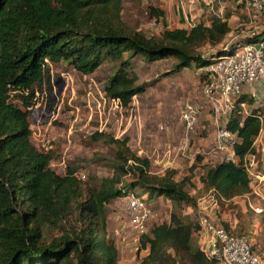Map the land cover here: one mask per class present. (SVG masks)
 <instances>
[{"label":"trees","instance_id":"trees-1","mask_svg":"<svg viewBox=\"0 0 264 264\" xmlns=\"http://www.w3.org/2000/svg\"><path fill=\"white\" fill-rule=\"evenodd\" d=\"M239 1L237 7L246 8L244 0ZM123 12V0H0V264H118L123 252L109 239V206L137 192L149 203L169 200L173 208L168 221L140 236L136 264L217 263L208 260L195 242L201 230L198 221L183 213L186 207L198 206L192 190L201 157L181 180L173 168L159 176L151 171L148 158L132 150L129 138L97 131L90 141L113 152L100 158L112 175L84 184L76 167L59 175L51 167L53 155L32 143L29 108L37 87L52 84L50 64L63 62L91 75L104 62H117L106 92L129 108L148 87L139 85L137 75L130 72L135 58L150 65L172 60L167 77L193 68L202 70L204 81L208 78L204 69L220 57L264 41L262 24L261 31L225 44L232 32L227 16L148 37L127 26ZM152 16L165 23L163 10L153 8ZM14 97L26 110L14 103ZM241 103H247L246 113ZM263 117L264 105L249 94L241 95L226 125L239 140L234 149L240 161L205 163L200 168L202 189L214 193L221 204L253 193L244 157L259 155L255 143ZM261 225L264 228V209ZM222 226L236 235L228 225ZM253 249L260 256L264 253L261 243L253 244ZM143 251L148 254L141 256Z\"/></svg>","mask_w":264,"mask_h":264},{"label":"rangeland","instance_id":"rangeland-1","mask_svg":"<svg viewBox=\"0 0 264 264\" xmlns=\"http://www.w3.org/2000/svg\"><path fill=\"white\" fill-rule=\"evenodd\" d=\"M238 1L215 0L211 6L207 0H123V21L148 37H160L166 29H190L186 18L197 24L199 20L206 23L214 16L225 15L232 27L225 44H230L261 31L258 25L264 24V16L245 7L242 10L244 13L235 18ZM153 8L165 12V23L152 16ZM238 11L240 13L241 10ZM172 63L170 60L150 65L139 57L132 61L130 72L137 75L139 85L146 84L148 87L144 94L133 99L129 108L106 92L110 77L118 68L117 62L106 61L91 75H84L63 62L50 64L52 84L42 83L37 87L33 105L29 108L32 143L38 150L53 155L51 167L59 175H65L69 166L76 167L77 176L84 184L93 178L112 175L100 158L113 155V152L90 141V136L97 131L111 133L120 139L129 138L132 150L138 156L148 158L152 163L151 171L159 176L173 167L179 172L177 180H181L189 174L191 166L198 165V157L204 160L203 165L223 161L225 151L218 149L217 135L224 119L216 117L205 104L202 70L198 72L192 68L167 77ZM256 94L258 104L264 105V90L258 89ZM14 103L26 110L20 98L14 97ZM187 104L198 106L202 112L197 128L189 134V145L184 151L180 147L188 134L180 117ZM258 159L264 173L262 147L259 148ZM200 168L195 172L196 187L192 190V195L197 197V209L186 207L183 213L192 214L195 221H198L201 208L217 219L226 213L237 226L235 231L231 230L233 233L244 234L253 244L261 243L264 248L262 213L256 210L264 209V198L254 193L253 196L237 199L236 203L221 204L214 193L202 189L199 177L203 171ZM151 204L155 215L151 228L169 220L173 208L169 200L156 198ZM108 221L109 239L120 250L127 249L118 264H136L139 244L136 243V234L129 229L125 207L120 199L109 206ZM117 225H122L120 234L123 236L116 235L114 226ZM147 254L143 251L141 256ZM262 258L264 261V253Z\"/></svg>","mask_w":264,"mask_h":264},{"label":"built area","instance_id":"built-area-1","mask_svg":"<svg viewBox=\"0 0 264 264\" xmlns=\"http://www.w3.org/2000/svg\"><path fill=\"white\" fill-rule=\"evenodd\" d=\"M207 1L212 4V0ZM244 2L246 9L264 16V0ZM186 20L191 28L196 25L192 20ZM204 72L208 75L202 86L205 104L216 117L224 119V125L219 128L217 135L218 149L225 151V161L237 163L240 158L234 146L239 140L226 129V125L235 103L245 93L246 88H264V41L238 47L233 54L220 57L205 68ZM249 95L256 96L254 92ZM240 106L245 113L249 109L247 103H241ZM201 112V109L193 104H187L183 108L180 118L188 135L181 143V150L188 148L189 134L197 128ZM261 122L264 123V117ZM258 157V154H247L244 157V166L251 178L254 193L264 198V173L258 164ZM82 179L86 180V177L82 176ZM121 201L125 207L129 229L136 234L139 243L140 236L148 235L151 231L155 217L152 204L146 197L135 193L121 198ZM256 210L263 212V208ZM198 223L200 232L205 233L208 238V246L203 250L208 260L220 261L223 264H264L262 256L253 249L250 238L230 234L205 208L200 210Z\"/></svg>","mask_w":264,"mask_h":264},{"label":"crops","instance_id":"crops-1","mask_svg":"<svg viewBox=\"0 0 264 264\" xmlns=\"http://www.w3.org/2000/svg\"><path fill=\"white\" fill-rule=\"evenodd\" d=\"M234 2L235 1H237V0H233ZM241 1V0H240ZM239 1V2H240ZM214 2H215V0H212V4H208V5H211V6H213L214 5ZM238 6V5H237ZM212 10H213V7H212ZM235 10H236V12H235V15L237 16V17H235V18H239L238 16H240L242 13H244V11H242L243 9H239L238 7L237 8H235ZM238 10H241L240 11V13H239V11ZM218 17H222V18H224L225 17V15L224 16H220V15H217ZM207 17V16H206ZM203 20H199V22H202ZM247 21V20H246ZM256 24L255 22H251L250 24ZM206 24H210V21H208V22H206ZM257 25V24H256ZM258 89H262V90H264V88H259V87H257V89H251V88H246L245 89V93L246 94H250L251 92H254L255 93V97L254 98H256L257 97V90ZM262 133H263V130H262V132H261V134H260V136H259V138L257 139V141H256V143H255V146H256V149H257V151H258V153H259V148H263V151H264V143L262 142ZM205 164V163H204ZM173 168V167H172ZM173 169H175V170H177L176 168H173ZM198 170V169H197ZM252 189H253V187H252ZM253 194H254V191H253V193H252V196H253ZM239 198H241V197H238V198H235L232 202H237L236 200L237 199H239ZM121 200V199H120ZM118 200H116V201H114V202H112V203H116ZM111 203V204H112ZM111 206V205H110ZM189 216H190V218L192 219V220H194L195 221V218H193V215L192 214H188ZM215 219L222 225V223H224V224H226V225H228L229 226V228L232 230V231H235L236 230V228H237V226H236V224H234L232 221H231V218L226 214V213H224V215L221 217V218H219V219H217V217H215ZM121 227H122V225H117V226H114V229H115V233H116V235L117 236H123V234H120V231H122V229H121ZM109 228H110V222H109ZM243 236H246V235H244L243 234ZM247 237V236H246ZM196 238H197V243H198V246L201 248V250H205V248L208 246V238H207V235L205 234V233H203V232H199L198 234H196ZM124 240L126 241V238H124ZM136 243L137 244H139L138 243V240H136ZM127 250V249H126ZM126 250L124 251H122L123 252V255L125 254V252H126ZM216 264H223L222 262H218L217 261V263Z\"/></svg>","mask_w":264,"mask_h":264}]
</instances>
